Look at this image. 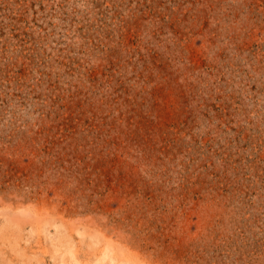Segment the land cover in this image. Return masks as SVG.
Returning <instances> with one entry per match:
<instances>
[{
    "label": "rangeland",
    "instance_id": "1",
    "mask_svg": "<svg viewBox=\"0 0 264 264\" xmlns=\"http://www.w3.org/2000/svg\"><path fill=\"white\" fill-rule=\"evenodd\" d=\"M0 264H264V0H0Z\"/></svg>",
    "mask_w": 264,
    "mask_h": 264
}]
</instances>
